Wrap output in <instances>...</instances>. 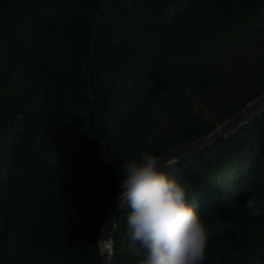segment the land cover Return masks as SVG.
I'll list each match as a JSON object with an SVG mask.
<instances>
[{
    "label": "trees",
    "instance_id": "16d2710c",
    "mask_svg": "<svg viewBox=\"0 0 264 264\" xmlns=\"http://www.w3.org/2000/svg\"><path fill=\"white\" fill-rule=\"evenodd\" d=\"M257 23L264 0H0V264H102L124 161L207 138L264 94L262 74L216 122L188 113L223 87L200 68L206 49L242 32L264 39ZM162 114L172 128L158 135ZM195 148L167 170L210 226L203 264H264V111ZM128 211L117 215V264H138Z\"/></svg>",
    "mask_w": 264,
    "mask_h": 264
},
{
    "label": "clouds",
    "instance_id": "9594fccd",
    "mask_svg": "<svg viewBox=\"0 0 264 264\" xmlns=\"http://www.w3.org/2000/svg\"><path fill=\"white\" fill-rule=\"evenodd\" d=\"M175 158L151 152L133 153L123 163L117 201L127 205L128 248L138 264H203L210 226L182 175L167 169ZM243 207L260 215L253 197Z\"/></svg>",
    "mask_w": 264,
    "mask_h": 264
},
{
    "label": "rangeland",
    "instance_id": "374dc122",
    "mask_svg": "<svg viewBox=\"0 0 264 264\" xmlns=\"http://www.w3.org/2000/svg\"><path fill=\"white\" fill-rule=\"evenodd\" d=\"M257 25L264 28L261 23ZM174 64L183 69L197 63L180 59ZM200 68L203 71L218 72L223 78V87L213 91L212 101L201 96L196 98L188 113L190 117L202 115L208 121L216 122L221 116L220 109L228 102L242 100L245 92L254 87L258 78L264 74V39L255 36L250 38L248 33L242 32L227 44L212 45L202 56ZM158 120V135L172 128L166 114H162Z\"/></svg>",
    "mask_w": 264,
    "mask_h": 264
},
{
    "label": "water",
    "instance_id": "95a60500",
    "mask_svg": "<svg viewBox=\"0 0 264 264\" xmlns=\"http://www.w3.org/2000/svg\"><path fill=\"white\" fill-rule=\"evenodd\" d=\"M264 111V94L254 99L243 109L235 113L224 124H222L211 136L207 138H201L195 143H190L182 147H178L175 150L168 151L161 156L166 161H169L173 157H176L183 151H189L202 144H208L217 136L230 133L233 129H236L240 124L250 121L259 113ZM196 149V148H195ZM193 151V150H192ZM184 153V152H183ZM120 189L114 194L111 201L108 203L105 215L102 221L101 234H100V253L102 264H117L114 256V231L117 221V215L121 207L118 204L117 197Z\"/></svg>",
    "mask_w": 264,
    "mask_h": 264
}]
</instances>
